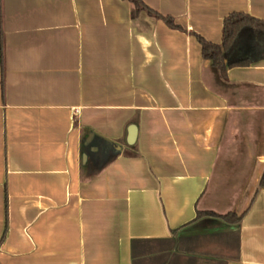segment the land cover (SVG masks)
<instances>
[{
    "label": "crops",
    "instance_id": "obj_1",
    "mask_svg": "<svg viewBox=\"0 0 264 264\" xmlns=\"http://www.w3.org/2000/svg\"><path fill=\"white\" fill-rule=\"evenodd\" d=\"M141 1L0 0V264H264V0Z\"/></svg>",
    "mask_w": 264,
    "mask_h": 264
},
{
    "label": "trees",
    "instance_id": "obj_2",
    "mask_svg": "<svg viewBox=\"0 0 264 264\" xmlns=\"http://www.w3.org/2000/svg\"><path fill=\"white\" fill-rule=\"evenodd\" d=\"M137 12L147 11L162 19L168 26L179 28L171 17H163L148 8L141 0H129ZM202 45V55L209 60L221 79L227 78L228 70L236 67H249L264 59V20L246 13L233 12L225 17L221 44H213L198 37ZM215 217L239 223L241 217L235 214L217 215L213 212H199L197 218Z\"/></svg>",
    "mask_w": 264,
    "mask_h": 264
},
{
    "label": "water",
    "instance_id": "obj_3",
    "mask_svg": "<svg viewBox=\"0 0 264 264\" xmlns=\"http://www.w3.org/2000/svg\"><path fill=\"white\" fill-rule=\"evenodd\" d=\"M134 137H135V135H134V130L131 129V130L129 131V139H128V142H129L130 144L133 143Z\"/></svg>",
    "mask_w": 264,
    "mask_h": 264
}]
</instances>
